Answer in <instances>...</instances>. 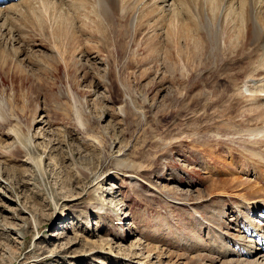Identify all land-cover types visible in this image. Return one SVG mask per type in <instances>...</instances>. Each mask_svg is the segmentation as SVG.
Returning a JSON list of instances; mask_svg holds the SVG:
<instances>
[{
	"label": "rangeland",
	"instance_id": "obj_1",
	"mask_svg": "<svg viewBox=\"0 0 264 264\" xmlns=\"http://www.w3.org/2000/svg\"><path fill=\"white\" fill-rule=\"evenodd\" d=\"M211 1L0 0V264H264V48Z\"/></svg>",
	"mask_w": 264,
	"mask_h": 264
},
{
	"label": "bare ground",
	"instance_id": "obj_2",
	"mask_svg": "<svg viewBox=\"0 0 264 264\" xmlns=\"http://www.w3.org/2000/svg\"><path fill=\"white\" fill-rule=\"evenodd\" d=\"M208 1V0H207ZM216 1V0H214ZM214 1H211L209 2L210 5H213L214 4ZM204 3V2H203ZM208 3V2H207ZM239 3V2H238ZM243 3H246L244 8H243V13L241 12V14L243 15V18H244V23L246 24L247 28H250L251 31H252V36L254 38H256L255 42L257 43V49L260 51V47L264 48L263 45H264V18L263 17H256L255 16V19L258 20L259 22V26L255 24V20H253V7H252V3H250L248 0H244ZM209 5V4H208ZM244 5V4H243ZM210 7V6H209ZM207 8V7H206ZM212 9V7H211ZM233 9V8H232ZM236 10H239V8H235ZM255 9V8H254ZM206 10V9H205ZM229 10V9H228ZM234 10V9H233ZM233 10H231L233 12ZM230 11V10H229ZM186 13V12H185ZM205 13V12H204ZM214 13V12H213ZM233 14V13H232ZM239 14H237L238 16ZM261 16H264V13L261 14ZM209 17V16H208ZM207 17V18H208ZM206 18V16H205ZM196 22V21H195ZM194 23V22H193ZM206 23V22H205ZM208 24V23H207ZM187 25V24H185ZM192 25V24H191ZM196 26V25H195ZM170 28V27H169ZM176 28V27H175ZM194 28V27H193ZM198 28H200L198 26ZM177 29V28H176ZM179 29V28H178ZM172 30V29H171ZM171 32V31H170ZM260 46V47H259ZM256 49V50H257ZM242 70H244V68L242 67ZM255 73L258 72L257 71H254ZM247 85V84H246ZM244 87V86H243ZM262 87V86H261ZM247 88V87H246ZM251 88V87H249ZM260 87L257 86L256 90H257V93L255 95V97H258V93L261 92V89H259ZM237 89V88H236ZM235 90V89H234ZM258 90L260 92H258ZM237 91V90H236ZM236 95H237V92H236ZM238 97V95H237ZM261 98V97H260ZM254 99V98H253ZM264 112V111H263ZM259 218V217H258ZM255 252L257 253V251L255 250L254 251V255H255ZM258 264V263H257ZM260 264V263H259Z\"/></svg>",
	"mask_w": 264,
	"mask_h": 264
}]
</instances>
